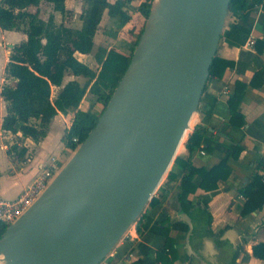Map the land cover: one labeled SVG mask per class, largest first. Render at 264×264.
<instances>
[{
	"label": "water",
	"instance_id": "95a60500",
	"mask_svg": "<svg viewBox=\"0 0 264 264\" xmlns=\"http://www.w3.org/2000/svg\"><path fill=\"white\" fill-rule=\"evenodd\" d=\"M159 2L155 30L148 32L153 0L130 63L95 126L0 240L12 226L56 198L74 174L87 169L93 160L89 153L104 134V115L137 63V76L119 101H131L114 125L119 136L92 176L86 195L65 214L43 221L9 244L4 264H98L137 220L170 169L197 111L230 0ZM181 215L187 223L188 256L207 264L202 252L210 257L224 253L209 236L203 238L201 250H194L193 222L187 213Z\"/></svg>",
	"mask_w": 264,
	"mask_h": 264
},
{
	"label": "crops",
	"instance_id": "0c3cea01",
	"mask_svg": "<svg viewBox=\"0 0 264 264\" xmlns=\"http://www.w3.org/2000/svg\"><path fill=\"white\" fill-rule=\"evenodd\" d=\"M0 33V44L4 42L8 53L9 44L26 38L22 31L0 28ZM250 40L254 41L252 45ZM260 40H264L261 3L249 1L241 14L227 11L215 56L232 63L220 77L207 79L204 93L216 100L211 106L200 104L191 120V128L201 124L207 129L201 147L191 154L195 165L209 169L226 159L231 147H241L236 157L226 159L231 173L227 179L218 181L216 189L205 191L197 187L187 196L194 206L187 212L194 225L190 238L192 248L201 250L203 238L209 236L224 252L213 257L202 252L207 264H264V260L252 252L253 245L264 242V205L242 215L240 211L246 199L239 192L247 182L253 181L256 158L264 157V46ZM77 54L88 55L76 52L75 56ZM7 60L8 56L3 64L0 60V90L6 82L4 67ZM225 88L227 92H223ZM234 112L239 117L233 125L230 118ZM5 113V102L0 95V199L11 200L19 196L52 159L56 160L55 155L63 150L70 151L62 142L70 122L67 115L58 113L45 138L38 142L30 138L22 140L28 154L21 161L6 153L7 144L20 134L2 131ZM201 149L204 154L200 153ZM186 154L183 144L180 155ZM258 173L264 179V173L259 169ZM164 181L154 192L156 203L148 202L135 229H131V236L121 238L98 264H201L194 256H188L185 249L187 223L181 215L186 212L180 211L178 200L180 179ZM193 181L198 185L200 177L195 176ZM205 211L211 215L210 224L206 222ZM167 236L172 239L175 258L166 246Z\"/></svg>",
	"mask_w": 264,
	"mask_h": 264
},
{
	"label": "trees",
	"instance_id": "16d2710c",
	"mask_svg": "<svg viewBox=\"0 0 264 264\" xmlns=\"http://www.w3.org/2000/svg\"><path fill=\"white\" fill-rule=\"evenodd\" d=\"M42 1L52 5L47 19L39 14ZM131 1L82 0L83 7L79 15L81 24L75 28L65 23L68 13L65 0H0V28L22 31L26 35L24 40L10 47L4 75L6 80L12 79L13 83H3L0 90L6 106L1 129L13 135L20 134L7 144L8 157L25 160L28 148L22 144V140L30 138L38 142L45 138L58 113L67 115L70 122L62 135V142L67 149L75 150L86 138L130 63L153 0H141L133 15L126 10ZM249 1L261 3L264 27V3L261 0H230L228 11L241 14ZM104 13L118 21L122 28L121 36L116 45L98 46L93 53L94 66H89L79 60L75 53L92 52L94 37ZM111 35L116 37L117 33L111 32ZM260 44L264 46V40H260ZM231 63L214 56L208 78L220 77ZM65 76L83 77L85 80L81 83L72 78L63 82ZM53 87L59 88L54 98ZM88 94L92 97L91 103L84 105V98ZM215 100L204 93L203 88L197 110L200 104L211 106ZM96 104L101 106L100 112L95 110ZM236 117L239 114L234 112L230 118L231 124L234 125ZM206 132L207 129L201 124L191 128L184 141L187 154L175 157L165 177L164 183L180 179L178 200L181 212H191L194 208L187 196L197 187L211 191L217 188L220 179H227L231 169L226 159L229 156L236 157L241 150L240 146L234 145L229 149L226 159L209 169L195 165L191 161V154L201 147ZM256 169L252 175L253 181L247 182L239 190L246 199L241 207L242 215L261 209L264 205V179L258 173V169L264 173V157L256 158ZM197 175L200 177L198 185L193 181ZM155 203L153 196L149 204ZM205 212L206 222L210 224L211 215ZM7 227V224L0 222V237ZM172 244V239L167 236L166 246L175 258ZM252 252L255 257L264 260V242L253 245Z\"/></svg>",
	"mask_w": 264,
	"mask_h": 264
},
{
	"label": "bare ground",
	"instance_id": "6f19581e",
	"mask_svg": "<svg viewBox=\"0 0 264 264\" xmlns=\"http://www.w3.org/2000/svg\"><path fill=\"white\" fill-rule=\"evenodd\" d=\"M159 1L160 0H154L153 14L148 24V32L155 30V25L159 19ZM142 57L143 55H141L140 58ZM139 68V64L134 63L115 94V98L113 99L109 110L104 115V125L102 126V128H104V134H102L97 144L89 153L93 160L89 163L87 169L74 174L62 192L49 203L42 205L28 220L21 221L9 229L4 238L0 240V264H4L6 261L4 250L9 244L14 242L17 238L22 237L43 221L51 220L65 214L69 208L73 207L86 195L92 176L100 162L103 160L106 152L111 148L119 136V132L114 130V125L119 124L118 121L131 104V101L122 104H120L119 101L135 80ZM191 120L185 131L183 140L191 130ZM183 140L177 148V153H179L181 147L183 148ZM182 148L180 152L182 151Z\"/></svg>",
	"mask_w": 264,
	"mask_h": 264
},
{
	"label": "rangeland",
	"instance_id": "374dc122",
	"mask_svg": "<svg viewBox=\"0 0 264 264\" xmlns=\"http://www.w3.org/2000/svg\"><path fill=\"white\" fill-rule=\"evenodd\" d=\"M112 1V0H111ZM140 0H132L130 5L126 8L127 12L130 15H133L134 10L137 6V3ZM65 6L68 9V13L66 14L65 17V23L69 26L72 27H79L81 24L79 15L80 12L82 10L83 7V3L82 0H66L65 1ZM52 10V5L46 1H42V3L40 4L39 7V14L43 19H47L48 15L50 14ZM111 32H116L117 36L114 37L111 35ZM121 32H122V28L119 26L118 21H116L113 18H110L107 14H104L102 17V20L99 24L98 30L95 34L94 37V45H93V49L92 52L89 53L88 55H79L77 54V58L79 60H81L82 62L88 64L89 66H94V61H93V53L96 51V49L98 48V46L103 45V46H111V45H116L120 39L121 36ZM0 43H1V33H0ZM4 43V42H3ZM0 44V60H1V64L4 63V60L6 58V56L9 55L8 53V48L6 45L4 44ZM2 45V46H1ZM72 78H76L79 80V82L83 83L84 82V78L83 77H71V76H65L63 79V82H66L69 79ZM6 83H13L12 79H7ZM58 87H53L52 90V98L55 97L56 93L58 92ZM91 96L88 94L85 98H84V105H88L91 103ZM95 110H97V112H100L101 110V106L96 104L94 106ZM194 123V121H193ZM193 126V125H192ZM188 135V134H187ZM185 136L183 142L186 140ZM182 148V147H181ZM180 148V150H181ZM180 150L179 153L180 154ZM75 150L73 151H68V150H63L61 151L58 155H55V163H56V171L54 172V174L56 175L60 169L68 162V160L72 157V155L74 154ZM173 163V162H172ZM172 165V164H171ZM171 167V166H170ZM54 175V176H55ZM166 177V175H165ZM165 177L163 178L162 182L165 180Z\"/></svg>",
	"mask_w": 264,
	"mask_h": 264
},
{
	"label": "built area",
	"instance_id": "2783aa9c",
	"mask_svg": "<svg viewBox=\"0 0 264 264\" xmlns=\"http://www.w3.org/2000/svg\"><path fill=\"white\" fill-rule=\"evenodd\" d=\"M253 40L249 43L252 45ZM225 88L223 92H227ZM200 153L204 154V150L201 149ZM56 171L55 160L52 161L38 174L32 181V183L24 189L19 196L11 200L0 199V222L10 225L14 223L43 193L48 184L54 177ZM136 221L125 231L121 238L131 236V229H135Z\"/></svg>",
	"mask_w": 264,
	"mask_h": 264
}]
</instances>
